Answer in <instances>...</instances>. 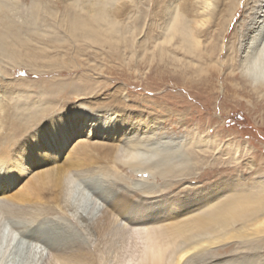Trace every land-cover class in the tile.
<instances>
[{
  "label": "rangeland",
  "instance_id": "374dc122",
  "mask_svg": "<svg viewBox=\"0 0 264 264\" xmlns=\"http://www.w3.org/2000/svg\"><path fill=\"white\" fill-rule=\"evenodd\" d=\"M257 3L0 0V137L10 133L14 161L55 121L70 137L64 159L44 156L15 176L5 195L31 183L29 201L0 206V230L25 236L55 218L91 238L107 209L149 195L155 203L136 202L154 227L149 255L140 260L132 237L118 264H166L178 242L189 251L184 264L264 263V216L247 228L236 218L264 213V83L248 76L244 49ZM134 151L147 161L129 157ZM68 160L74 170L61 183L30 180L63 172ZM81 244L69 255L98 264Z\"/></svg>",
  "mask_w": 264,
  "mask_h": 264
},
{
  "label": "bare ground",
  "instance_id": "6f19581e",
  "mask_svg": "<svg viewBox=\"0 0 264 264\" xmlns=\"http://www.w3.org/2000/svg\"><path fill=\"white\" fill-rule=\"evenodd\" d=\"M193 1L196 4L205 5L211 0ZM257 7L258 8L254 12V17L252 19V22L256 21V23H258L256 26L257 28L253 30V36L251 40L248 41L247 39V42H245V44L247 43V45H249V49L247 48L248 50H246V48L243 46L245 49V54L249 55L248 57H250L245 63V69H247V71H245L247 72L248 76L252 78L253 82L264 83V0H258ZM256 44L257 47L255 46ZM100 117L103 116L100 115ZM83 119H86V116ZM84 123L86 122L77 123V131H79V126L84 125ZM61 124L62 123L55 121L52 124H49V127L47 128L52 133H40V135L37 134V141L31 146V148L27 150V152L23 153V155L21 154L18 161H14V158L12 157V149L14 146H12L11 149H9L7 146L11 137L10 133H6L5 136L0 137V206L5 204H13L14 200L17 202L21 201L22 203L29 201L26 188L30 187L31 183L13 195H5V192L9 191L10 186L16 183L15 176H23L24 171H27V168L34 167L33 164L36 161H41L44 156L48 157L50 161H56L61 157L62 159L65 158V147L67 146L66 144H68L70 137L67 138L65 133H62L64 129H62ZM92 125L93 124H91L92 130L90 131H93L95 127L97 128V131L103 130V128L99 127L97 124H94L93 126ZM72 134L74 133H71L70 135L72 136ZM94 134L96 135V133H89L88 136L87 134L84 136H87L86 138H90L94 136ZM97 135H99V137H105L106 134L99 133ZM86 138L80 139L81 141H86ZM8 149L10 152H8ZM51 150H53V152ZM153 156L149 159H153ZM129 157L133 159L140 158L139 161L141 163H145L147 161L145 152L134 151L130 153ZM29 160H33L34 162L31 164V161L29 162ZM68 164L72 166H66V169L63 172L61 170H57L59 174L54 175L52 172H49L50 175L47 174L46 176H43V178H38L34 176V174H36L34 173L30 177V180L39 179L37 182L48 185L53 184L54 182L55 184L61 183L63 181V173H66V176H70L73 172L72 170H74L71 168L75 164L71 163L70 160H68ZM78 165L81 164L78 163ZM93 189L96 192L98 188L94 187ZM148 196L149 195H137L136 198L134 197L135 203H132L128 207H123L121 210L118 209L114 213H112L113 211L109 212V209H107L108 217L106 218L107 220L105 221L106 223L104 229L96 236H91V238L85 234L82 236L78 233V231L72 230L67 226L66 223L55 218L33 224L35 226H33L32 229L28 228V230H26L25 236L16 232L11 233L9 228L6 226L5 228L1 229L2 231L0 230V257L3 256L4 258V255L7 256V258L9 257L8 264H93V262L82 259L75 254L69 255L70 250L76 248V245L81 246V243L84 242L88 249H94L96 262L98 261V264H116L118 259H122L123 261L126 259L128 245L132 237H134L138 239L139 243L142 245L140 260L144 261L149 255L148 244L150 243L149 241L155 232L152 230L154 227L149 225L147 226L150 220L139 218L141 215L138 213L142 210L148 209L144 206H142L144 208L140 207V204L136 202L140 201L145 205H151V203H155L153 199H151V197L149 198ZM134 205L139 206L134 207ZM99 207L100 206H94L92 208V215H89L91 216L90 219L94 220V218H96V216L99 214ZM238 215L239 216L236 217L237 221L243 222L245 224L243 225L246 227L259 221V218L264 216V213H262V210H254L241 212ZM20 226L24 231V226L22 223ZM233 233H237L239 236H242L243 234L240 231H234ZM27 236L29 238H25ZM82 237L84 241H81ZM191 237L188 238L189 241L192 239ZM198 244H201V242ZM180 246L181 243L178 242L175 247L173 246L174 251L172 250V252L167 253V250H164V253H167L166 264H184L183 261L185 256L188 255L187 253L189 251H179L178 249ZM112 248L114 250H112ZM123 264L130 263L123 262ZM235 264L264 263H261L259 258H245L243 261H235Z\"/></svg>",
  "mask_w": 264,
  "mask_h": 264
}]
</instances>
